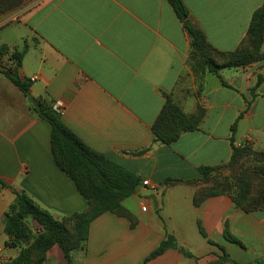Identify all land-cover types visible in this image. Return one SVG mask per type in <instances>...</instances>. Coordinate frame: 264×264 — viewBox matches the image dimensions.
<instances>
[{
    "label": "crops",
    "instance_id": "0c3cea01",
    "mask_svg": "<svg viewBox=\"0 0 264 264\" xmlns=\"http://www.w3.org/2000/svg\"><path fill=\"white\" fill-rule=\"evenodd\" d=\"M182 2L208 45L230 53L243 43L264 0ZM24 42L28 50L18 73L31 81V96L61 103V120L72 133L140 180L121 202L127 216L105 213L95 219L85 250L72 254L73 264H141L166 235L177 248L145 264H218L220 248L238 264L264 260L263 211L245 213L226 195L194 204L196 194L211 186L198 181L200 167L227 164L232 145L264 151V82L253 90L264 78V61L223 69L219 78L207 74L194 84L186 65L189 38L165 0H27L0 15V46L12 52ZM11 64L0 57V68ZM163 94L185 115L204 112L197 131L170 145L155 142L151 132ZM0 180V264L19 252L5 247L2 221L13 190L24 191L59 221L88 207L53 161L50 126L1 74ZM226 224L244 248L225 240ZM44 264L67 263L54 245Z\"/></svg>",
    "mask_w": 264,
    "mask_h": 264
},
{
    "label": "trees",
    "instance_id": "16d2710c",
    "mask_svg": "<svg viewBox=\"0 0 264 264\" xmlns=\"http://www.w3.org/2000/svg\"><path fill=\"white\" fill-rule=\"evenodd\" d=\"M177 19L181 22L189 38V53L187 67L197 78L198 82L207 74L219 78L223 69L244 68L254 63L264 61L262 45L264 42V3L254 11L247 30L246 38L235 51L222 53L213 50L207 43L202 31L194 26L189 19L188 12L182 0H165ZM21 0H0V15L19 6ZM28 50L24 42L21 50L9 51L6 45L0 46V57L7 56L11 65L0 68V74L8 79L27 99L30 110L34 115L50 126V151L55 165L73 182L78 193L87 201L86 211L74 213L62 220L54 219L47 211L40 209L24 191H14V201L3 215L4 233L8 237L5 247L18 248L15 258L5 264H44L47 253L57 245L63 252L67 264H73L72 254L85 250L90 224L105 213L126 217V211L121 206L122 200L135 193L140 184L137 176L116 165L103 154L94 151L83 143L62 122L61 114L53 110L51 102L41 98H34L30 94L31 81L19 76V68ZM264 82L259 77L253 90ZM222 86H226L220 80ZM164 104L155 119L151 132L154 141L163 145L176 142L184 133L199 129L204 112L198 108L196 115H185L179 106L173 102L169 94H163ZM241 115L238 117V119ZM235 124L231 126L234 134ZM232 141V138H231ZM251 153L247 146L235 147L232 145V154L229 162L215 167H200L198 169L202 181L210 184L207 189L201 190L194 198V204H199L205 197L219 195L228 196L234 206L245 213L264 212V196L248 199L246 188L236 193L218 189L210 182L213 174L221 169L235 165L239 159ZM264 161V152H255ZM0 184H5L0 180ZM31 219L40 227L34 233L28 228ZM200 233L205 237L204 233ZM224 238L227 242L241 248L244 246L224 228ZM176 249L174 238L166 235L159 246L154 249L141 264L162 255L167 249ZM223 255L218 264H238L229 258L220 248ZM185 256L191 257L184 252ZM247 264H264L263 259H255Z\"/></svg>",
    "mask_w": 264,
    "mask_h": 264
},
{
    "label": "rangeland",
    "instance_id": "374dc122",
    "mask_svg": "<svg viewBox=\"0 0 264 264\" xmlns=\"http://www.w3.org/2000/svg\"><path fill=\"white\" fill-rule=\"evenodd\" d=\"M26 2L27 0H21L19 6L5 12V14L12 10L21 9L25 6ZM21 49L22 48L20 47V50ZM192 78L194 81L193 83L196 84L198 82L196 80L197 78L193 74ZM185 84L186 86L192 85L190 84V79L188 77L185 79ZM245 146L251 149V153L239 159L235 165L215 172L211 177L210 182L217 186L218 189L223 188L224 190L231 191L232 193H236L241 188H246L248 199L250 200L255 196H264V161L262 157L255 154V152L264 151L258 150L253 146ZM27 226L29 229H33V226L31 224L28 223Z\"/></svg>",
    "mask_w": 264,
    "mask_h": 264
},
{
    "label": "built area",
    "instance_id": "2783aa9c",
    "mask_svg": "<svg viewBox=\"0 0 264 264\" xmlns=\"http://www.w3.org/2000/svg\"><path fill=\"white\" fill-rule=\"evenodd\" d=\"M52 108H53V110L55 112L61 114V112H62V105H61V103H54V104H52ZM142 185L143 186H148L149 183L147 181H144V182H142ZM151 189H152L153 192H156L157 191V188L156 187H151ZM141 211L142 212H145L146 211V207H142L141 208Z\"/></svg>",
    "mask_w": 264,
    "mask_h": 264
}]
</instances>
